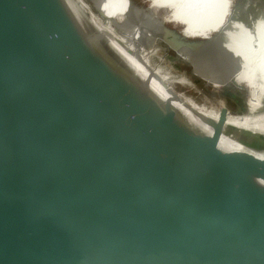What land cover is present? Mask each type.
Masks as SVG:
<instances>
[{
  "label": "water",
  "instance_id": "water-1",
  "mask_svg": "<svg viewBox=\"0 0 264 264\" xmlns=\"http://www.w3.org/2000/svg\"><path fill=\"white\" fill-rule=\"evenodd\" d=\"M76 1L0 0V264H264V138L185 117Z\"/></svg>",
  "mask_w": 264,
  "mask_h": 264
},
{
  "label": "rangeland",
  "instance_id": "rangeland-1",
  "mask_svg": "<svg viewBox=\"0 0 264 264\" xmlns=\"http://www.w3.org/2000/svg\"><path fill=\"white\" fill-rule=\"evenodd\" d=\"M107 1L108 0H81L82 4L85 6L84 8L86 10H89V12L95 16L96 21H110L111 26H113L114 28H119L113 18V15L111 17V12L106 11V6L104 5ZM204 1L211 2L212 0ZM235 1L238 2V0H233V2ZM253 1H255V3L257 1L260 2L259 0ZM261 1L264 2V0ZM240 2L242 4L238 3L239 7L243 8L244 10H251L253 6H256L258 7V9L255 7L256 11H254L253 13L261 11L260 5H257V3L252 4L248 0H242ZM135 3L136 5H138V8H142V12L138 18H140V20H142L147 25L148 30L136 29V27H134L129 22V24L125 26L126 28L123 34L130 42H132L136 46L145 44L143 51L145 50L144 53L149 62V66L155 72L159 71L161 78L165 77V80L162 78L163 85L169 89V93H172L175 96L181 98V100H183L188 106L198 108L199 110L201 109L204 114H221L222 108L226 105L228 106L229 110L233 112L234 115L236 114L242 116L248 114V101L250 97V92L253 94V96H260L264 94V88L262 86V83L259 82V77L262 78V75H264V66L261 62L258 63V60H256L255 57L250 56L248 54H236L235 62L246 64L249 67V70L242 71L233 67L234 75L238 80L248 81L251 87V91L247 94L242 91L241 97L237 101L232 102L231 104L225 103V101L221 98L218 92V87L214 88L212 86L215 81L219 80L213 79V81H211L209 77H205V75L212 76L216 72L213 71L206 64L204 58H200L199 60H193L192 57H190L192 56L193 52L188 53L184 51L183 48H185L186 46L178 43L179 35L181 36V39L183 41H195L199 39L210 41L213 39V36L215 34L221 32L205 25L204 23L193 17L189 18L188 21H186L185 23L175 24L167 22L169 20L167 16L164 17V15H157L154 13L151 14L152 11L147 10V6H150V0H135ZM231 7L232 5L227 8L233 11V7ZM263 11L264 10L261 11V14L263 13ZM256 15L258 17V14ZM261 18L264 20V16ZM163 22H165V25H163L162 29H155L158 27L159 23ZM177 30L178 33L176 32ZM169 35L174 38V41L173 39L172 41H166ZM162 45L164 46V48L161 47ZM153 56L155 58V65L162 68V70L167 74L163 73L161 69L154 68L152 66ZM170 78L172 80L169 82ZM197 82L201 84V88H199ZM175 91L179 94H177ZM259 113H261V110H259ZM262 113H264V111Z\"/></svg>",
  "mask_w": 264,
  "mask_h": 264
},
{
  "label": "bare ground",
  "instance_id": "bare-ground-1",
  "mask_svg": "<svg viewBox=\"0 0 264 264\" xmlns=\"http://www.w3.org/2000/svg\"><path fill=\"white\" fill-rule=\"evenodd\" d=\"M67 1L70 3V5L74 6V0ZM76 3L79 4L77 1ZM147 9L149 11H152V14L154 13L157 15H164V17L167 16L169 18L167 22L175 24L185 23L189 18L193 17L221 33H227L226 36L232 43L234 42L242 44V40L245 39L250 34V32L255 33L259 39L264 41V26L251 21L246 14H233V11L220 6L216 2H206L204 0H150V6ZM74 11L76 12L80 20H87L84 10L83 12L85 14L80 13L77 8H74ZM88 18H90V16H88ZM91 18V20L89 21L108 37L112 45H114L116 49L121 52L126 57V59L130 63H132V65H134V67L144 79L151 80L153 85L164 86L162 78L165 80V77L161 78L159 71L155 72L149 66V62L144 53L145 50L143 51L145 44L136 46L132 42H130L123 34L126 28L125 26H127L129 23L128 13L123 10L117 11L114 20L119 28H114L113 26H111L110 21H96L95 16L92 14ZM247 24H250L252 27L247 28ZM227 25H229V28L232 29L231 31L226 28ZM236 35L240 37L238 41H235L237 39L235 38ZM234 68L240 69L242 71L249 70V67L246 64L240 62H235ZM262 86L264 88V84H262ZM165 98L167 100H170L172 105H174L185 117H188V119L190 120H196L201 124H203L201 117L211 118L215 122H217L221 117L220 113L204 114L201 109L199 110L198 108L188 106L183 100H181V98L175 96L172 93H166ZM248 102L250 112L249 114L251 115L235 116L232 113L227 112L225 126L242 129L248 131L252 135H260L264 138V113H258L259 110L264 106V94L260 96H253V94L250 92ZM223 140L225 142L235 144V140L230 136H224ZM260 145L264 148L263 142H260ZM235 146L240 149L243 148L239 146V144H235Z\"/></svg>",
  "mask_w": 264,
  "mask_h": 264
},
{
  "label": "flooded vegetation",
  "instance_id": "flooded-vegetation-1",
  "mask_svg": "<svg viewBox=\"0 0 264 264\" xmlns=\"http://www.w3.org/2000/svg\"><path fill=\"white\" fill-rule=\"evenodd\" d=\"M224 1L227 2L228 0L227 1L226 0H212L211 2H216L219 4L221 2L225 3ZM228 2L225 8L228 9L227 7H230V5H232L233 10L235 9L233 11V14H238V13L246 14L251 21L255 22L256 24L264 26V20L261 18L264 16V11L262 14L261 12L257 13L258 14V17H257V15L252 13L250 9L244 10L243 8L239 7V4L237 3V1L235 2L231 1L232 4L230 1ZM104 6H106L107 8H111V17L113 15V18L115 17L117 11L119 10H123L126 13H128L129 22L132 25H133L134 19L136 17H139V15L142 12V8H138V5H136L135 0H131L130 4L127 3L126 0H108ZM148 7L149 5L147 6V8ZM255 7L256 6H253V8ZM140 22H143V21L140 20ZM143 25H145L147 29V25L144 22H143ZM163 25L165 24L159 23L158 27L155 29L157 30L162 29ZM133 26L135 27V25ZM176 32L178 33V30ZM218 34L226 38L225 39L216 38L217 35H214L213 39L210 41L202 40V39L195 40V41H183L181 39V36L178 34L180 39L179 40L177 39V40L179 44L186 46L185 48H183L184 51L188 53L193 52L192 56H190L192 57L193 60H199L200 58H204L206 64L213 71L216 72L212 76L205 75V77L206 78L209 77L211 81H213V79L219 80V81H215L212 86L214 88L218 87V92L221 98L225 101V103L231 104L232 102L237 101L241 97L242 91L243 92L245 91L244 93L247 94L248 92H250V89H251L248 81L238 80L236 79V76L234 75L233 67L236 61V57H235L236 54L242 53V55L248 54L250 56H253L256 58V60H258V63L261 62L264 66V53H263L264 41L259 39L258 36L253 32H250V34L245 39L242 40V44L229 42L226 36L227 33H218ZM237 35L235 36V38H237L235 41H238V39L240 38ZM172 39L174 41V38H172L171 35H169L166 41H172ZM259 78H260L259 82L264 84V75H262V78L261 77Z\"/></svg>",
  "mask_w": 264,
  "mask_h": 264
},
{
  "label": "trees",
  "instance_id": "trees-1",
  "mask_svg": "<svg viewBox=\"0 0 264 264\" xmlns=\"http://www.w3.org/2000/svg\"><path fill=\"white\" fill-rule=\"evenodd\" d=\"M109 10V11H108ZM106 11L108 12H111V8H107L106 7ZM152 14V13H151ZM165 22L161 23V24H164ZM133 25H135L136 29H139V30H145L146 29V26L143 25V22H140V19L138 17H136L133 21ZM135 34V32H134ZM136 36V35H135Z\"/></svg>",
  "mask_w": 264,
  "mask_h": 264
},
{
  "label": "crops",
  "instance_id": "crops-1",
  "mask_svg": "<svg viewBox=\"0 0 264 264\" xmlns=\"http://www.w3.org/2000/svg\"><path fill=\"white\" fill-rule=\"evenodd\" d=\"M226 1H227V0H226ZM228 1L231 2V1H233V0H228ZM219 4L222 5V6H224V7L227 6V4H225V3H219Z\"/></svg>",
  "mask_w": 264,
  "mask_h": 264
}]
</instances>
